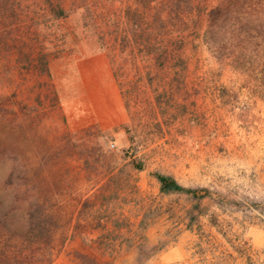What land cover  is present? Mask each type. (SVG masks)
Masks as SVG:
<instances>
[{
	"label": "rangeland",
	"instance_id": "rangeland-1",
	"mask_svg": "<svg viewBox=\"0 0 264 264\" xmlns=\"http://www.w3.org/2000/svg\"><path fill=\"white\" fill-rule=\"evenodd\" d=\"M142 4L0 0V178L16 159L29 179L47 181L60 209L43 254L50 262L16 264L96 255L104 207L126 216L108 236L121 241L137 232L136 202L146 206L144 234L156 246L142 264H264V209L251 205L264 206V100L208 51L204 15L174 28L170 57L154 61L133 36ZM195 4L203 12L208 5ZM43 62L48 74L28 71ZM15 114L20 127L8 122ZM154 172L220 194L202 202L198 229H186L192 202L160 195ZM9 211L18 215L19 204ZM7 256L0 252V264ZM103 259L136 264L121 246Z\"/></svg>",
	"mask_w": 264,
	"mask_h": 264
},
{
	"label": "trees",
	"instance_id": "trees-1",
	"mask_svg": "<svg viewBox=\"0 0 264 264\" xmlns=\"http://www.w3.org/2000/svg\"><path fill=\"white\" fill-rule=\"evenodd\" d=\"M206 3L208 5L203 12L197 8L195 0H143L141 21L138 20L134 24L135 28L140 27L133 35L135 42L142 49H146L154 61H167L170 57L168 48L178 37L174 28L182 23L192 22L193 19L196 21V18L204 15L206 28L202 36L208 51L220 64L245 76L250 83L252 94L264 100V0H206ZM152 4L154 6H151ZM149 14L151 15L147 17ZM148 18L150 22L146 23ZM148 25L152 27L148 28ZM178 41L179 49H182V40ZM28 71L48 74L49 68L43 62L41 67L40 64L28 67ZM2 100L4 101L5 97L0 95V101ZM15 118L16 114L8 122L14 125L17 123L20 127L22 120H14ZM5 119V116H2L0 124H3ZM5 148L6 145L1 143L0 163L6 160ZM14 161L8 172L0 178V188H5V193L0 194V252L9 253L6 257L8 260L2 258V261L9 264L20 263V260L26 263H40L42 257L43 263H49L50 258L46 259L43 254L50 250L52 237L59 223L56 215L60 209L56 196L44 190V187L49 186L47 181L41 178L39 180L37 176L29 179L26 167L16 159ZM134 168L143 169L142 166ZM152 176L159 185L160 195H183L192 202L186 212L188 230H193L194 225L197 229L200 227L202 202L220 197L218 192L205 187L184 186L171 174L154 172ZM12 193L15 195L12 196ZM14 204H19L18 215L9 211L10 206ZM251 205L252 208L264 209L259 203L253 202ZM136 206L141 214L135 225L137 232L125 236L121 241L108 236L115 230L119 221L128 224V221L121 220L126 219V216L124 213L117 214L116 207L111 204L105 206L106 215L99 217L96 222L101 229L100 236L92 244L96 255L76 252L78 264H107L108 261L103 257L119 246L134 253L136 264L148 260L152 253L144 256V251L148 248L154 250L156 246H150L144 234L149 227L146 221V206L143 202H136ZM4 209L7 210L6 213ZM109 224L114 229L109 228Z\"/></svg>",
	"mask_w": 264,
	"mask_h": 264
}]
</instances>
